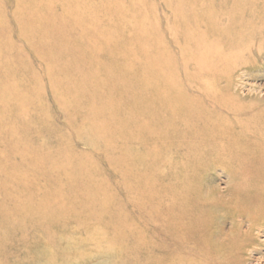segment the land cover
Here are the masks:
<instances>
[{"label": "rangeland", "instance_id": "rangeland-1", "mask_svg": "<svg viewBox=\"0 0 264 264\" xmlns=\"http://www.w3.org/2000/svg\"><path fill=\"white\" fill-rule=\"evenodd\" d=\"M253 41L264 0H0V264H264Z\"/></svg>", "mask_w": 264, "mask_h": 264}, {"label": "bare ground", "instance_id": "bare-ground-1", "mask_svg": "<svg viewBox=\"0 0 264 264\" xmlns=\"http://www.w3.org/2000/svg\"><path fill=\"white\" fill-rule=\"evenodd\" d=\"M256 41H258V40H256ZM256 41H253L249 45L245 46L242 49V51H240L239 55L243 53V55L248 56V55H251V54H255L256 52H259V51L262 52L263 51L262 48H264V47H262L261 45H257V44H259V42H256ZM240 42H242V41H240ZM255 47H258V49L257 48L255 49Z\"/></svg>", "mask_w": 264, "mask_h": 264}]
</instances>
